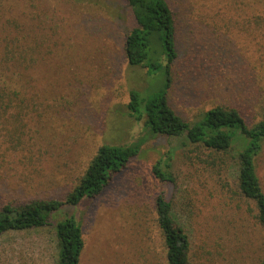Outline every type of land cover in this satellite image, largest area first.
I'll list each match as a JSON object with an SVG mask.
<instances>
[{"label":"rangeland","instance_id":"obj_1","mask_svg":"<svg viewBox=\"0 0 264 264\" xmlns=\"http://www.w3.org/2000/svg\"><path fill=\"white\" fill-rule=\"evenodd\" d=\"M166 1L177 52L170 107L189 123L218 106L239 110L248 125L260 121L264 0ZM135 27L125 0H0V75L9 79L0 89L12 97L0 109V210L63 201L100 147L137 143L138 155L100 196L53 215L54 223L73 216L80 224L81 264H168L161 194L189 237V264H264V228L237 186L244 140L215 154L155 136L131 116L132 91L148 96L166 83L164 71L128 63ZM168 154L172 183L153 173ZM255 165L264 191V145ZM58 253L54 227L0 236V264H57Z\"/></svg>","mask_w":264,"mask_h":264},{"label":"trees","instance_id":"obj_2","mask_svg":"<svg viewBox=\"0 0 264 264\" xmlns=\"http://www.w3.org/2000/svg\"><path fill=\"white\" fill-rule=\"evenodd\" d=\"M125 1L136 22L125 42L128 63L145 67L151 72L164 71L166 77V83L153 94L142 96L137 91L130 93L128 110L131 116L144 118L146 127L155 136L183 138L187 142L185 146H198L215 154L232 153L233 144L242 138L244 145L233 157L238 167L237 186L241 196L254 203L257 224L264 228V191L255 165V158L264 145V116L257 123L248 125L239 110L222 106L207 111L194 123L178 116L170 107L167 96L171 66L177 57L173 12L166 0ZM8 81L7 76L0 75V87L7 85ZM4 90L0 89V109H8L6 101L10 102L12 98L5 96ZM12 93V96L18 95L15 91ZM138 153L137 143L100 147L79 184L63 201L41 200L22 206H4L0 210V236L9 232L54 227L59 248L57 264H81L85 242L80 224L73 216L54 223L53 215L65 206H77L84 199L100 196L112 176L125 170ZM171 161L168 154L153 168V173L161 182H174ZM156 210L164 236L167 263L189 264V237L177 225L172 215V204L162 194L157 198Z\"/></svg>","mask_w":264,"mask_h":264}]
</instances>
